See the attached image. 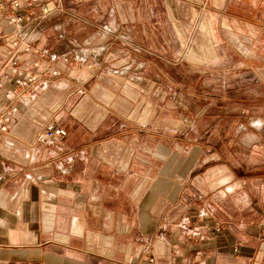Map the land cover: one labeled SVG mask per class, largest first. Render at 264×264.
Here are the masks:
<instances>
[{"label": "crops", "instance_id": "crops-1", "mask_svg": "<svg viewBox=\"0 0 264 264\" xmlns=\"http://www.w3.org/2000/svg\"><path fill=\"white\" fill-rule=\"evenodd\" d=\"M61 5L76 19L53 14L36 32V43L56 52L93 45L102 40L97 31L102 28L135 43L136 28L153 39L152 28L163 22L168 27L169 20L179 34L198 11L220 14L224 22L255 21L264 27V0H62ZM9 12L8 7L0 12V24H5ZM15 13L32 20L37 9L24 6ZM52 21L54 26L48 28ZM200 27L207 31L205 20ZM3 53L0 48V65ZM59 67V77L45 91L17 101L18 123L1 134L0 264H148L150 257L154 264H264V213L258 208L253 226L237 227L226 209L221 219L208 209L199 219L195 195L184 197L190 192L181 180L172 186L164 176L165 165L157 170L161 178L155 188L147 187L150 168L142 179L126 173L127 202L120 205L122 189L114 178L120 171L115 168L111 178L105 177L101 158L115 148L109 140L116 135L71 132L55 146L38 147L42 118L29 121L27 131L20 132L27 113L54 109L57 96H52L59 92L55 85L63 80L61 75L87 74L70 65ZM217 225L222 230L217 231Z\"/></svg>", "mask_w": 264, "mask_h": 264}, {"label": "rangeland", "instance_id": "rangeland-1", "mask_svg": "<svg viewBox=\"0 0 264 264\" xmlns=\"http://www.w3.org/2000/svg\"><path fill=\"white\" fill-rule=\"evenodd\" d=\"M67 17L76 19L72 13ZM223 19L198 11L179 34L169 20L168 27L163 22L152 28L153 39L136 28L135 43L97 30L102 40L60 52L81 50L84 62L72 55L66 65L87 74L61 75L69 83L55 85L54 109L36 110L38 115L26 110V124L42 118L43 128L53 123L68 134L116 135L109 140L115 148L101 158L105 177L120 171L114 176L122 189L120 205L127 202L126 173L142 179L150 168L147 187H154L161 178L157 170L165 165L172 186L181 180L190 192L184 197L195 195L199 219L207 209L221 219L226 209L237 227L253 226L256 208L264 213V27ZM203 20L207 31L200 27ZM34 46L48 48L36 41ZM82 99L87 102L79 104ZM26 124L20 132L27 131Z\"/></svg>", "mask_w": 264, "mask_h": 264}, {"label": "built area", "instance_id": "built-area-1", "mask_svg": "<svg viewBox=\"0 0 264 264\" xmlns=\"http://www.w3.org/2000/svg\"><path fill=\"white\" fill-rule=\"evenodd\" d=\"M61 2L62 0H0V12L5 7L10 9L5 24H0V48H4L0 65V141L1 134L18 123L17 100H31L45 91L51 80L60 75V64L70 63L72 55L78 62L79 59L81 63L84 62L79 49L60 53L34 46L36 32L42 21L53 14L70 15ZM24 6L37 9L32 20L15 13ZM27 60L29 64L24 66ZM67 134L65 127L47 123L38 135L37 142L52 147L65 139ZM146 260L148 264H154V258Z\"/></svg>", "mask_w": 264, "mask_h": 264}]
</instances>
